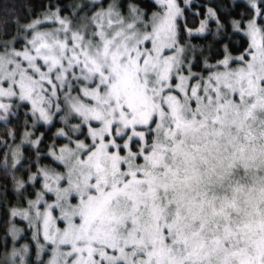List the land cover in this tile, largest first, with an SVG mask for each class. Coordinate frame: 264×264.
<instances>
[{
    "label": "snow or ice",
    "instance_id": "snow-or-ice-1",
    "mask_svg": "<svg viewBox=\"0 0 264 264\" xmlns=\"http://www.w3.org/2000/svg\"><path fill=\"white\" fill-rule=\"evenodd\" d=\"M161 3L165 10L148 19L134 5L127 15L109 5L75 28L57 9L46 19L60 28L41 32L42 21L35 20L22 26L32 34L22 51L2 45L0 82L10 86L0 87V97L32 99L47 91L45 82L53 96L67 87L70 110L102 125L90 128L91 145L77 142L53 153L66 172L41 170L44 189L56 197L35 213L55 246L48 264H264V26L257 23L264 20V0H248L254 15L247 22L250 59L239 57L242 67L231 69L232 58H225L218 64L225 70L206 82L189 85L194 74L178 76L175 87L184 51L176 46L180 9L175 0ZM69 77L95 84L82 90L94 105L71 96ZM106 136L113 138L106 143ZM138 141L144 143L133 152L130 144ZM57 208L61 215L54 218ZM62 245L70 250L61 252Z\"/></svg>",
    "mask_w": 264,
    "mask_h": 264
},
{
    "label": "trees",
    "instance_id": "trees-1",
    "mask_svg": "<svg viewBox=\"0 0 264 264\" xmlns=\"http://www.w3.org/2000/svg\"><path fill=\"white\" fill-rule=\"evenodd\" d=\"M79 1L84 0H0V41L15 38L23 32L22 26L56 7L60 13L67 14ZM102 1V4L106 5L112 0ZM117 1L123 13L128 12L129 5L146 7L149 12L158 9L153 0ZM209 9L215 13L214 16L209 15ZM253 15L245 0H192L184 6L178 20V38L180 42L193 46L194 52L197 53L198 59L193 63L194 67L203 70L204 64L201 62L204 57L210 62H218L226 55L244 54L249 48L250 40L242 29ZM241 21L243 23H238ZM257 22L264 26V20ZM30 116L29 104L21 103L9 114L0 117V264H11L14 259L10 255L15 251L9 249L12 238L21 231L16 222L24 214L21 211L30 210L31 220H37L34 206L29 203L36 201L38 196L31 182L32 176L39 173L43 178L41 170L61 166L46 153L52 145L51 142L54 139L59 140L54 138L58 136L57 124L48 127L38 124L45 132V137L40 140L39 146L32 145L29 141L35 142L37 139L32 137L38 135L28 128ZM23 133H26V138H23ZM14 144H18L20 156L13 155ZM135 146L136 144H133L132 149H135ZM14 157H19L20 162H12ZM136 162L143 163V160ZM18 181L23 183V187L19 186ZM14 212L16 215H13Z\"/></svg>",
    "mask_w": 264,
    "mask_h": 264
},
{
    "label": "rangeland",
    "instance_id": "rangeland-1",
    "mask_svg": "<svg viewBox=\"0 0 264 264\" xmlns=\"http://www.w3.org/2000/svg\"><path fill=\"white\" fill-rule=\"evenodd\" d=\"M101 1V2H100ZM156 4L158 9L153 10L151 12L148 11L146 7L140 8L144 13H146L145 19H148L152 16L153 13L161 12L165 10L163 8V5L161 3V0H153ZM192 0H175V3L177 7L180 9V14L177 17L176 24H177V47L182 48L184 51L179 54V59L182 61V65L180 67V71L177 73L176 76H174L173 80L171 83L173 84V87L175 85L179 84L180 81L177 78L178 76H184V77H189L190 75L194 74L193 79L186 80V84L189 85H195L197 83H203L206 82L208 77L216 72H222L224 71L223 66H218L220 61H223L225 58H232L229 60V66L231 69H236L239 67H242V63L238 59L239 57L243 56L245 60L250 59V55L246 54V52L240 53V54H230L226 55L222 60L216 61V62H210L207 58H203V61L201 62L203 65V70L196 69L193 65L197 57V53L194 52L193 46L190 44L182 43L180 42L178 38V20L181 17L183 13L184 6L188 5ZM248 2V0H245ZM102 0H84V1H79L77 4H75L72 8L71 11H69L67 14L60 13V10L58 12V15L60 18H67L72 22V25L75 27L79 26L82 23H85L88 21L90 17H92L95 13L100 12L102 10H106L109 5H115L116 9L120 12V7L118 5L117 0H112L110 3L103 5ZM57 7L53 9L51 12H57ZM48 12V13H51ZM48 13H43L37 17H35L31 22L35 20H40L42 23L37 26V30L41 32H47V31H52L54 29L60 28V25L57 21L53 19H46V15ZM123 13V12H122ZM124 15H127V13H123ZM28 23V24H29ZM258 23V22H257ZM258 25L262 26L261 24L258 23ZM91 30H95L94 28ZM242 32L249 38L250 44H251V38L247 34L248 28L247 24L246 26L242 29ZM32 38L31 32H25L23 31L22 33L18 34L15 39L11 40H6V41H0V52L4 51V48L2 47L4 42H11L9 44V51L12 49H15L17 51H22L27 43V40H30ZM150 43H145L144 47L151 48ZM174 52L171 50H165L164 55L165 56H171L173 55ZM38 65H42L43 61H38ZM206 65V66H205ZM26 62H25V67H26ZM42 71H47L46 67H42ZM175 71V69H174ZM76 75H80L79 69H75ZM31 74V73H29ZM38 79V76L35 77ZM54 83H58L54 81ZM69 83L71 84L73 90L71 91V96L76 97V96H81L82 97V102L90 105H94L95 102L91 101L87 97H83L82 95V90L87 88L88 90H91L92 88L95 87V84H90L88 82H81V81H76L73 80L71 77H69ZM10 83L9 82H0V87H3L5 89L9 88ZM44 89L47 91L45 92H40L39 96H33L32 99H25L21 100L19 98V94L16 96L8 97V96H3L0 97V103L8 105L7 109H0V117L5 116L7 113L9 114L10 111H13L15 108H17L18 105L21 103H27L29 104L30 108V119L28 120L29 124V130L31 132L35 133L38 136H33V139H37L35 142H30V144L38 145L41 139L45 137V132L42 131L39 127L38 124H43L46 127L50 125H56L57 129V135L54 136V138H59V140L54 139L52 145H50L47 149V154L50 156L54 161L58 162L60 167H53L51 170H54L55 172L58 173H63L66 172L65 167L55 159V155L60 154V149L63 147H69V148H75V145L77 142H84L85 144L91 145L93 143V139L90 136V128L91 129H96L99 130L102 125L100 122L97 121H90L88 123H85L82 121V118L72 112L69 108V105L65 102L64 97L65 94L68 92L67 87L60 89L58 88L56 90V95H52V89L51 87L45 82L43 84ZM19 93L18 87L14 89ZM167 94V93H165ZM172 94H177L176 92H173ZM40 96H43V100H40ZM35 99L37 101L35 107L33 106L32 100ZM56 105H59V110L57 109ZM195 105L193 104V107ZM43 107L45 111L48 113V119L45 120L42 117H40L39 113V108ZM79 125L77 128L76 126ZM154 128L155 125H152ZM28 130V129H27ZM28 130V131H29ZM144 129L141 127H137V131H143ZM63 131L64 135H59ZM85 131L84 133L81 134V132ZM128 135H131V132L128 131ZM23 138H26V133L22 134ZM21 136V137H22ZM70 137V139H69ZM113 137L112 136H106L105 142L107 143L109 140H111ZM127 138V136L121 138H117V143L119 144H124V140ZM58 141V142H57ZM27 143V142H26ZM97 145L99 144V140L96 141ZM13 147H15L14 152L16 153V156H20V150L18 144H14ZM12 147V148H13ZM131 147V145H130ZM109 151H115V149L110 148ZM127 149L124 151L120 152L121 156H126L127 155ZM135 152V151H133ZM55 153V155H53ZM86 158V157H84ZM12 159V158H11ZM20 162L19 157H14L12 159V162ZM139 161V160H138ZM13 165V163H12ZM40 167V166H39ZM12 168V167H11ZM121 169L125 170L126 165H121ZM37 174V175H36ZM35 175L32 176L31 182L35 186V189L37 193L40 195V203L36 204L34 206V210L37 211L39 210L40 212H44L46 210V205L47 204H54L56 202V197H55V192H49L46 189H44L43 185L45 184L44 177L41 178L39 176V173H36ZM43 175V174H42ZM61 186L67 187V184L64 182H61ZM55 187V185H53ZM25 196V194H23ZM70 203H78V199H71ZM24 213L16 222L20 226L21 231L19 234H16L15 237L12 238V243L10 246V251H15L17 255H13V253L10 256H13L14 259L11 261V264H21V257H23V264H40L41 261L44 262V264H48V261L51 259V253L52 249L55 247L54 245H51L49 241H46L44 239L43 235V221L41 219H37L36 222H33L30 218V210L26 212V209L21 211ZM26 213V214H25ZM61 215V212L59 208L55 209L52 211V216L58 217ZM27 217V219H25ZM79 223V221H76ZM66 226L64 221H55V227L58 228H64ZM26 249L27 251H23ZM70 248L69 246H61L60 251L61 252H66L69 251ZM7 250V252H10ZM109 254H113L111 251ZM98 259V257H97Z\"/></svg>",
    "mask_w": 264,
    "mask_h": 264
},
{
    "label": "flooded vegetation",
    "instance_id": "flooded-vegetation-1",
    "mask_svg": "<svg viewBox=\"0 0 264 264\" xmlns=\"http://www.w3.org/2000/svg\"><path fill=\"white\" fill-rule=\"evenodd\" d=\"M126 141H127V138L124 140V142H126ZM143 143H144V141H138V142L131 143L130 144L131 145V150L132 151H136ZM133 144H136L135 149H132ZM139 163H142V162H139Z\"/></svg>",
    "mask_w": 264,
    "mask_h": 264
},
{
    "label": "bare ground",
    "instance_id": "bare-ground-1",
    "mask_svg": "<svg viewBox=\"0 0 264 264\" xmlns=\"http://www.w3.org/2000/svg\"><path fill=\"white\" fill-rule=\"evenodd\" d=\"M11 169V168H10Z\"/></svg>",
    "mask_w": 264,
    "mask_h": 264
}]
</instances>
